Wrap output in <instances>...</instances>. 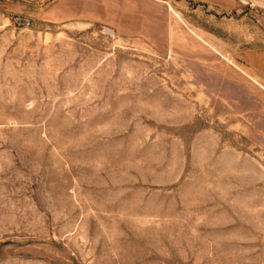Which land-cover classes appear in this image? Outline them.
I'll return each instance as SVG.
<instances>
[{"label":"rangeland","instance_id":"rangeland-1","mask_svg":"<svg viewBox=\"0 0 264 264\" xmlns=\"http://www.w3.org/2000/svg\"><path fill=\"white\" fill-rule=\"evenodd\" d=\"M10 3L0 264H264V0H146L129 36Z\"/></svg>","mask_w":264,"mask_h":264},{"label":"crops","instance_id":"crops-1","mask_svg":"<svg viewBox=\"0 0 264 264\" xmlns=\"http://www.w3.org/2000/svg\"><path fill=\"white\" fill-rule=\"evenodd\" d=\"M5 1V0H0ZM27 15H35L36 5L48 19L71 18L102 22L121 35L141 34L146 24V0H8ZM7 2V1H6ZM2 13V12H1Z\"/></svg>","mask_w":264,"mask_h":264}]
</instances>
